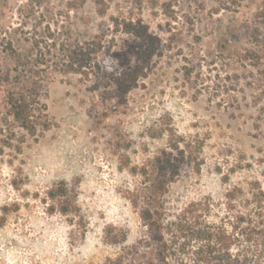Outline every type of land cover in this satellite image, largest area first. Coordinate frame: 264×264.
Listing matches in <instances>:
<instances>
[{"label": "rangeland", "instance_id": "rangeland-1", "mask_svg": "<svg viewBox=\"0 0 264 264\" xmlns=\"http://www.w3.org/2000/svg\"><path fill=\"white\" fill-rule=\"evenodd\" d=\"M116 19L141 20L160 40L126 99L112 76L133 70L139 40ZM97 36L94 71L66 72L59 50ZM18 56L41 71L51 128L0 155V264L151 258L143 202L134 204L146 180L132 169L172 143L191 144V157L163 196L166 216L200 201L215 221L254 208L264 190V0H0V75ZM6 95L0 83V111ZM61 183L77 201L70 215L46 197Z\"/></svg>", "mask_w": 264, "mask_h": 264}, {"label": "trees", "instance_id": "trees-1", "mask_svg": "<svg viewBox=\"0 0 264 264\" xmlns=\"http://www.w3.org/2000/svg\"><path fill=\"white\" fill-rule=\"evenodd\" d=\"M115 21L117 29L122 28L123 32L139 40L136 50L139 60L133 70L129 73L119 70L112 76L120 99H126L157 55L160 40L141 20L124 21L122 24L118 19ZM97 39L99 41L93 39L59 50L64 52L66 72L89 76L94 71L93 57L101 42L99 36ZM9 45L13 47V42ZM36 46H40L38 41ZM0 83L7 87L4 109L0 111V155H4L7 149L21 154L27 135L38 138L51 128L48 107L41 100V71L18 56L15 68L0 75ZM190 146L186 144L181 148L180 144L172 143V151L163 150L150 165L132 169L133 173L144 176L146 180L134 204L138 206L143 202L140 215L149 228L150 242L155 248L152 257L142 264H264L262 188L253 194L250 204H254V208H248L246 212L237 210L216 221L208 218L212 213L208 201L191 203L173 218L162 212L163 196L180 175L182 163L191 157V152L187 151ZM235 192L228 194L233 205ZM46 197L50 201L51 212L58 210L63 215H70L78 208L65 183L49 189ZM247 204L243 206L245 209L252 207Z\"/></svg>", "mask_w": 264, "mask_h": 264}]
</instances>
